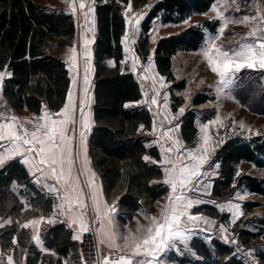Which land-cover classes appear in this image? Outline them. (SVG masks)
<instances>
[{"label": "trees", "instance_id": "trees-1", "mask_svg": "<svg viewBox=\"0 0 264 264\" xmlns=\"http://www.w3.org/2000/svg\"><path fill=\"white\" fill-rule=\"evenodd\" d=\"M213 1L155 0L145 22L158 15H161L163 23L178 22L193 13L207 11ZM147 2L133 0V5L137 7ZM97 16L100 35L93 60L94 122L88 137V153L99 174L106 201L116 199L118 212L131 218L142 203L151 204L166 195L169 186L163 183L158 147L145 133L152 123L149 110L145 107H124L125 102L141 97V88L126 66L121 71L122 45L111 42V37H117L121 31L119 3L107 0L98 5ZM215 23L205 21L201 25L189 26L177 35L160 38L154 48L158 73L168 81H174L171 56L179 50L197 49L203 38V28L214 30ZM146 29L147 25L143 24V30ZM75 32V17L63 8H51L35 0H0V71L6 69L11 73L4 79L1 96L15 112L23 109L39 112L43 103L51 110H58L63 105L70 78L65 63L56 52L72 45ZM135 51L142 60L146 59L150 52L147 36L138 40ZM110 56L112 64L108 63ZM262 83L263 80L258 77L242 79L238 83L240 89L237 96L240 98V93L247 91L248 97L253 100L264 99ZM182 88L184 80H179L172 84L171 91ZM171 97L174 100L172 108L176 110L183 103V98L175 94ZM205 100V96H195L192 105ZM194 118V110H188L182 118L180 129L185 142L191 141L197 132ZM145 156L151 157V160L146 161ZM216 159L219 168L213 179L212 199L228 198L242 185L251 192L264 194L263 178L246 172L236 175L237 165L242 161L264 169V135L248 140L231 138L219 149ZM53 203L52 196L31 181L18 160L0 168V215L7 214L12 218V224L1 230L0 241L3 248L13 249L17 260L27 247L24 264H63V258L69 259L68 264H71L70 261L80 264L77 242L71 239V231L64 223L50 227L44 234L45 246L57 254L55 259H48L35 245L28 246L25 241L27 233L19 222L31 215L50 213ZM25 204L29 210L22 212ZM255 206L257 202L244 203L245 212ZM196 208L198 211L208 209L210 216H219L213 205L203 204ZM236 232L237 242L243 246L250 245L259 236V232L248 229ZM191 247L199 257L195 264H246L233 245L217 238L206 242L195 237ZM257 257L264 263V249L257 251Z\"/></svg>", "mask_w": 264, "mask_h": 264}, {"label": "snow or ice", "instance_id": "snow-or-ice-1", "mask_svg": "<svg viewBox=\"0 0 264 264\" xmlns=\"http://www.w3.org/2000/svg\"><path fill=\"white\" fill-rule=\"evenodd\" d=\"M69 7L72 12L75 13L77 8L74 0H68ZM229 0H216L212 5L211 11L215 13L213 19L220 21V26L216 34H209L205 45L202 48V54L207 60L208 65L212 72H214L220 79L219 84L227 88L231 85L238 73L243 69L249 70H264V6L257 4L256 13L254 15H243L240 17L226 16L225 12L228 10L225 5H228ZM232 4L236 3V0H231ZM81 10L85 9V3L81 0L79 4ZM236 11H239L237 5ZM95 11L92 5H88L87 11L84 13L85 20L89 19L90 14ZM132 11L131 0L126 5L125 17L127 18L128 12ZM146 13H133V18L128 19L127 22L132 24L134 20V32L139 31L138 27L140 20L143 19ZM184 24H188L189 20L185 19ZM230 24L243 25L249 28V31L244 33L240 40L234 41L235 46L225 47L224 45H217V41L220 40L225 30ZM91 30V29H89ZM239 35V34H237ZM125 41L128 39V35L125 34ZM155 39V37H153ZM134 42V41H133ZM85 41V50L83 55L85 56L88 67L85 68L84 84L88 85V75L92 69L90 67L91 53L87 49ZM73 53L72 59L75 63V49H70ZM128 51V48H125ZM138 61V58H136ZM151 57H149V65L144 69L145 72H149L152 68ZM111 63V62H110ZM132 70H136V63H133ZM6 76H11V73L6 69L0 71V86L3 85ZM141 79H148L144 76ZM160 87L163 88V78H160ZM75 84V79L73 80ZM156 79L152 77V91L153 95L141 101L139 103L156 105L158 104L157 97L160 95L159 91L156 90ZM87 87L84 92L87 93ZM145 97H148L147 91L144 93ZM167 95L164 96L165 107L167 106ZM69 104H66L64 109L56 115L62 117L61 119H51L47 110L45 109L40 117L36 118V123L33 124L32 120L17 124L18 118L16 116L5 117V123H0V168L5 166L9 161L22 157V162L29 166V170L35 168L42 177L52 178L56 184L60 187L57 188L55 185H45L49 188V191H55L60 193L63 191L62 202L56 206V211L53 212L52 216L47 219V223H55V216L57 211L62 215H68L72 224H78L80 232L89 231L88 221L86 217L89 215V208L91 212L95 214L97 220L100 223V232L105 237L110 248H114L119 252L114 259L104 257L102 264H162L160 261V254H163L169 249H178V244L184 245V248L188 251H192L189 246V241L193 233V227L198 226L200 222L206 225H212L215 222L209 220L207 217L193 214L190 209L195 205L205 203L204 200L193 198L186 195L185 190L188 192H199L207 194L210 184H204L203 178L214 174L204 169V165L208 164L211 160L212 154L215 151V144H210V136L208 133V126L204 125L201 128L203 136L201 137V143L193 148L186 150V156L188 163L182 164L177 167V163L172 161L167 153H171L174 150L177 154V161L181 160L179 155V147L182 146L181 142L176 139L173 140L168 135L169 132L178 131L179 125H175L174 128L168 129L167 132L161 133L162 137H168L172 140V146L164 148L161 145L162 153H164V159L160 163L164 165H171L165 168V179L163 183L170 186V194L167 198L168 202L161 208L159 217L147 216L145 219L148 220V225H139L135 233L130 232L127 236H117V234L110 230L105 224V220L100 216L101 199L102 193L98 190L96 185V175L91 172V169L87 167L90 163L87 159L86 150V136L84 129L90 127L87 117L84 113L85 101L80 102V113H81V131L79 132L81 154L83 156L82 166L80 174L89 173L87 180V187L89 191L85 193L84 189L79 186V176L73 177V136L69 135V131L75 132V128L69 129L68 125H75V119L73 113L76 108L72 102V93L69 92ZM130 105H125L129 107ZM185 109H179V115L184 113ZM167 118V117H166ZM176 117H174L175 119ZM49 120V123H40L39 121ZM171 123V121H169ZM212 124L223 123L217 115L216 119L211 122ZM26 124H32L33 129H29L25 126ZM241 128L244 125L241 123ZM143 129V126H141ZM156 129L153 128V133ZM250 131V130H249ZM222 142V141H221ZM26 153H33V157L30 159ZM146 161H150L151 157L145 156ZM157 163V161H151ZM215 168H219V164L215 165ZM35 175V173H33ZM237 176L241 175L240 170L236 173ZM37 183H41V178L37 177ZM85 197L91 201V206L85 202ZM237 198L240 200L245 199V195L237 193ZM106 210L105 216L115 211L114 205H108L106 202L103 204ZM221 209L225 207L220 205ZM229 211L233 214V223L239 216L243 215L240 210L239 204H232L231 202L227 205ZM44 217L40 220H32L28 223L21 225L23 228L30 226H36L44 221ZM11 221H5L10 223ZM111 221H108L110 225ZM139 224V222H138ZM192 225L193 227H189ZM3 225H0L2 227ZM220 229L222 232H226L227 229L221 225ZM206 231V229H201ZM80 236L76 235L74 239H79ZM32 239L37 245L41 244L40 236L38 231L33 235ZM122 240V244H117V240ZM224 239L227 241L228 237ZM102 240L101 243H104ZM15 243V241H13ZM233 243L235 241H232ZM54 254V253H53ZM195 255V253H192ZM141 257V259H136ZM7 264H13V257L9 256Z\"/></svg>", "mask_w": 264, "mask_h": 264}, {"label": "rangeland", "instance_id": "rangeland-1", "mask_svg": "<svg viewBox=\"0 0 264 264\" xmlns=\"http://www.w3.org/2000/svg\"><path fill=\"white\" fill-rule=\"evenodd\" d=\"M37 2L45 3L50 6H61V7H69L68 0H36ZM85 3H88L92 0H84ZM76 4V8L79 7V3L81 0H74ZM216 2V0L213 1L210 8L203 12V13H196L195 16H193L190 21L194 22L196 25H201L205 21H211L216 22L214 30H210L209 28H203V38L195 50H183L173 57V74H174V81H168L164 75H161L158 73V71L155 69V63H154V52H153V46L155 42L150 41L148 42L150 47V54L148 57H146L145 60H142L141 58H138V61L133 56L129 55L127 58L124 59V62H127L131 68L133 66V63H136V70L133 71V75L135 79L138 81L139 86L143 92V94L147 91L148 98H150L154 93L152 91V77H155L156 79V90L159 91L160 95L157 97L158 104L152 105L155 109L153 110V115L157 111H160V108H163V114L161 115L163 118H165V115L168 120L164 121V126L169 127L173 126L175 124H180L182 122V118L185 115V113L188 110H194V122L197 128V132L194 136V138L189 141L185 142L183 138L180 135V131L175 136H172L173 140L178 139L181 142V145L179 147V155L181 157L180 161H177V167L182 166V164L188 163V159L186 156V150L187 149H193L197 147L201 143V137L203 136V133L201 132V128L204 125L208 126V135L210 136V144H215V151L212 154L211 160L208 164L204 165V169L209 172H214V174L204 177L203 183L209 184L210 180L217 176V168H215V160H217V152L222 147V145L227 142L231 138H240L248 140L249 138L256 136V135H264V99H257L253 100L252 98L248 97L247 91H242L240 93V98L237 96V93L240 89L238 87V83L242 81V79L246 78H261L263 80L264 84V70H249V69H243L240 73L237 74L236 79L234 82L229 85L227 88L223 87L219 84V77L211 71L207 60L204 58L202 54V48L206 43L207 37L209 34H216L219 26L220 21L213 19L215 16V13L211 11L212 5ZM260 4L264 6V0H236L235 4L231 3V0H229L228 5H225L227 7V11L225 12L226 16H230L233 18L240 17L243 15H254L256 13V7L255 5ZM237 5L239 6V11H236ZM146 11H143L141 13H145ZM79 23V21H78ZM185 25V24H184ZM184 25H181L180 27H174L171 29H167L165 31L160 30V27H156L154 31L156 33H169L178 31L179 29H182ZM185 30V29H184ZM249 31L248 27H245L243 25H236V24H230L228 28L225 30V33L223 37L217 41V45H224L225 47H233L235 46L234 41H238L241 39L242 35ZM134 32V29H133ZM239 34V35H237ZM133 35V33H132ZM140 35V29L138 32L133 35L134 39H137V37ZM133 45V44H131ZM75 49V63H73V53L70 51V49ZM84 53V52H83ZM80 51L79 45L69 47L66 50L65 53V59L67 60L68 66H69V78H70V91L72 93V103L75 105V112L73 113V118L75 119V125H68L69 129L75 128V132L69 131V135L73 136V147L78 148V150L81 152L80 147V138H79V132L81 131V113L79 110L80 102L81 100L85 101L84 106V113L87 117L88 123L90 127L88 129H84L85 136H86V150L88 148V137L93 125V122L89 118V114L92 109L93 104V88H94V75H92L91 72H88V85L84 84V77H85V68L88 67V63L86 62L85 56ZM149 57H151V63L152 68L149 72H145L144 69L148 67L149 65ZM91 66V61H90ZM148 77V79H141V77ZM163 78V84L165 85L163 88L160 87L161 80L160 78ZM75 79V84H73V80ZM184 80V88L177 90H174V94L177 96L183 97L184 103L180 106V108H184L185 111L182 115H179V109L177 111H173L171 109V91L170 86L176 81ZM264 86V85H263ZM87 87L88 91L87 93L84 92V89ZM167 95V106L165 107V101L164 96ZM197 96H205L206 100L200 104L192 105V99ZM150 104V103H149ZM219 115L223 126L220 124H212L211 122L214 121ZM15 116L18 118L17 124L32 120L33 124H35L37 121L36 119H29L27 117H22L21 112H15ZM156 116V114H155ZM36 116L35 118H37ZM174 117H176L174 119ZM61 119V118H58ZM171 121V123H169ZM241 123L244 125L243 128L240 127ZM27 128L29 126H33L32 124H26ZM179 126V129H180ZM34 130V129H33ZM250 130V131H249ZM32 131V130H31ZM222 141V142H221ZM170 142L172 140H167L166 138L161 139V145L164 146V148L170 146ZM172 144V143H171ZM172 146V145H171ZM79 152V154H80ZM177 157V152L174 150ZM169 157H171L168 154ZM83 157L81 154L79 155V158ZM90 157V156H89ZM82 161V159H79V163ZM82 164V163H81ZM170 166V165H168ZM240 170L242 173H249L253 174L259 178L264 179V169L258 168L254 166L252 163L249 162H240L237 165L236 173ZM85 193L86 190H85ZM169 193V192H168ZM192 194H200L202 196H206L204 193L199 192H191ZM237 193H240L241 195H245L244 200H240L237 198ZM23 200V198L21 197ZM25 199V198H24ZM167 194L158 198L156 201L152 202L151 204L142 203L141 207L132 215L131 218H126L125 215L120 214L118 212V208L116 205V199L111 200L110 202L107 201L108 205H114L115 211L111 212L107 216H105L106 210L104 207L100 209V216L105 220V224L110 228V230L114 231L117 236H127L130 232L135 233L136 229L139 225L147 226L148 220L145 219V215L147 216H156L159 217L161 208L167 203ZM206 202H210L208 200H205ZM217 204V208L219 209V216L213 217L210 216L208 212H210L208 209L199 210L204 217H207L209 220L214 221L215 223L212 225H206L203 222L199 223V227L206 229V231H201V229H197L194 231V234H192L191 239L189 241V246L192 249V251H188L184 248V245L178 244V249H169L165 251L163 254H160V261L162 264H195L194 261L199 260V257L196 255H193L192 253L193 248L191 247V241L193 238L198 237L206 242H210L212 238H217L220 241H223L227 244H231L236 249L237 254L244 259L246 264H264L260 262V259L257 257V251L264 249V194L251 192L247 189L246 186L242 185L238 187L231 196L228 198L222 199V200H214ZM85 202L91 206V201L85 197ZM231 202L232 204H239L240 210L243 213V215L239 216L233 223V214L231 211H229L227 205ZM246 202H257V206H255L251 211L245 212L244 203ZM220 205H224L225 207L223 210ZM198 207V206H197ZM195 211L193 209V214L198 213L197 208L195 207ZM26 210H29V206L27 204L24 205L22 212H25ZM58 214V212H57ZM121 215V216H120ZM121 218H124L122 220ZM33 220H40L39 216H35ZM86 220L88 221V228L89 231L93 229L95 232L97 241L100 245V247L105 248L106 250H111L114 248H110L108 246V242L105 240V237L100 232V223L99 220L96 219L95 214L91 212L89 208V215L86 217ZM97 220V225L94 221ZM111 221L110 225H108V221ZM12 221V220H11ZM32 221V220H31ZM3 220H0V223H3ZM23 222V221H22ZM19 222V223H22ZM94 222V223H93ZM139 222V224H138ZM47 225L44 222H41L40 224L36 226H30L28 227V237L33 236L38 231L39 234L42 236L46 233L48 230ZM223 225L227 231L222 232L220 229V226ZM5 225L4 227H6ZM192 226V225H191ZM0 228L1 230L4 228ZM241 229H248L254 232H259V236L254 239L250 245L243 246L240 245L237 242L236 235L237 230ZM88 232V231H87ZM85 232H80L79 230V236L81 238L82 234ZM26 234V235H27ZM227 236L228 240L226 241L224 237ZM30 238V237H29ZM79 238V239H80ZM78 239V240H79ZM102 240H105L104 243H101ZM232 241H235L234 243ZM31 242V239L30 241ZM78 242V241H77ZM1 243V241H0ZM117 244H122V240H117ZM31 244L35 245L38 250H40L42 253L46 254L48 259L56 258V255L53 254L52 251L47 250L45 246L37 245L34 241L31 242ZM2 245V243H1ZM0 252H3L6 257V261L8 260L9 256L13 257V264H24L25 257L23 255L24 250L22 251V257L20 260H17L13 256V249L10 248H3L0 249ZM68 258H63L62 262L63 264H68ZM71 264H77L73 261H70ZM156 264V262H154Z\"/></svg>", "mask_w": 264, "mask_h": 264}, {"label": "crops", "instance_id": "crops-1", "mask_svg": "<svg viewBox=\"0 0 264 264\" xmlns=\"http://www.w3.org/2000/svg\"><path fill=\"white\" fill-rule=\"evenodd\" d=\"M106 1L107 0H92V1H90L88 3H85V1L83 0V2L85 3V9L84 10H81L79 7H77V10H76L75 13L72 12V10H71L70 7L50 6L48 4L39 2V3L44 4V5H46L48 7H51V8H56V7L63 8L67 12H69V13H71V14L74 15L75 22H76V32H75V37H74L73 43H72V45L70 47H72V46L74 47V46L79 45L80 51L83 53L84 50H85V41H88L89 42L86 47H87L88 51H90V53H91V66L90 67H91L92 70L90 72L92 73V75H94V73H95V66H94V61H93L94 60L95 45H96V42H97V40L99 38V35H100L99 34V25H98V16H97V6L100 5V4L105 3ZM116 1L120 5V15L122 17V26H121V31L118 33L117 37H114V36L111 37V42L112 43L119 42L122 45V65H121V71H123L125 69V66H126L128 68V70L133 73V70H132L131 66L127 62H124V59L127 58L129 55L133 56L134 58H140L139 55L137 54V52L135 51V44L138 42V40L140 38L147 36L148 42H150V41L155 42V44L153 46V52H154V48H155L156 42L160 38L177 35V34L181 33L184 29L188 28L189 26L196 25L194 22L190 21V19L193 16H195L196 13H193V14L185 17L183 20L178 21V22H166V23H163L162 22V19H161V15H158V16L153 17L149 22H145L146 16H147L148 12L150 11V9L152 8V6L154 5L155 0H148V2L146 4H143V5H140V6H137V7H135L133 5V0H131L132 11L131 12H128V15H127V18H126L125 17V11H126V5L128 4L129 0H127L126 2H123V1H120V0H116ZM88 5H92L94 7L95 11H94L93 14H90L89 19L86 21L85 20L84 13L87 11ZM143 11H146L145 12L146 15H144L143 19L140 20L139 25H135V27H138L140 29V35L137 37V39H134L133 38V35H132L133 29H134V20H133V23L132 24L128 23L127 20L133 18V13H141ZM185 19H188L189 20V23L184 25L183 21ZM78 21H79V23H78ZM143 24L144 25H147L146 31L143 30ZM181 25H184L183 28L182 29H179L178 31H174V32H169V33H165L164 32V33L159 34V33H156L154 31V29L156 27H160V30L165 31L167 29H171V28H174V27H180ZM89 29H91V30H89ZM125 34L128 35L127 41H125V39H124ZM153 37H155V39H153ZM131 44H133V45H131ZM126 47L128 48V51H125V48ZM68 48L69 47H66L63 50H60V51L56 52V55L58 57H60L63 60V62L65 63V68L67 69V73H68V76H69V66H68L67 60L65 59V53H66V50ZM179 52H181V50L177 51L176 53H174L171 56V71H172V68H173V57H174L175 54H177ZM149 54H150V52H149ZM148 55H147V57H148ZM108 63L109 64H112V56H110L108 58ZM154 63H155V54H154ZM155 69H156V65H155ZM172 74H173V71H172ZM173 76H174V74H173ZM70 86L71 85L69 83V86H68L67 91H66V96H65L64 103H63V105L58 110H51V109H49L46 106L45 103H43L42 108H41V110L39 112H29L26 109H23V110L20 111L21 112V116L22 117L25 116V117H27L29 119H36L35 117L36 116L40 117L43 114L44 110L46 109L47 112H48V114H49V116L51 117V119L62 118V117L57 116L56 114L57 113H60L61 110L64 109L65 105L70 103V101H69ZM1 91H2V86H0V94H1ZM170 91H171V86H170ZM172 94H174V90L171 91V95ZM170 98H171V104L170 105H171V109L173 111H177L178 108H180V106L184 103V100H183V103L181 105H179L176 110H174L172 108V104L174 103V100L172 99V97H170ZM145 99H147V97H145V95L143 94V92L141 90V97L138 100H135V101H127V102H125L124 103V107H125V105H130L129 107H126V108L145 107L146 109L149 110V112L151 114V118H152V123H151L150 130H148L145 133L148 136L151 137L152 143L155 144L158 147L159 154H160V161H162L164 159V155L165 154L162 153V150H161V139L163 138L161 136V133L167 132L168 129L174 128L175 125H177V124H175L173 126H169V127L164 126V121L165 120H168L169 118H166V115H165V118H163L161 116L163 114V108L161 107L160 108V111L159 110L157 111V109H156V112H155L156 116H155V114L153 115V110L155 108L152 105H148V104H144V103H139L141 101H144ZM89 118H90V120L92 122H94L93 121V112H92V109H91V112L89 114ZM39 122L40 123H49V120L45 119V120L39 121ZM1 123H5V121H3ZM178 125L180 126L179 123H178ZM154 127L156 129L155 133H153V128ZM180 128H181V126H180ZM179 131H180V135H181V129H178V131L169 132L168 135L171 136V137L172 136H175L176 132L178 133ZM164 138H166L168 140V137H164ZM171 143L172 142H170V146L172 145ZM79 152L80 151L78 150V148H74L73 147V158H74V161H75L74 166H73V177L79 176V186L82 187L84 189V191L86 190V192H88L89 189L87 187V183L86 182H87L90 174L89 173L80 174L81 166H82V164H81L82 161L79 163V159H82L83 160V157H80L79 158V155L81 154V152H80V154H79ZM168 154L171 156L170 157L171 160L175 162L176 161V153L173 151L171 153H167V156H168ZM26 155L31 159L34 154L33 153H26ZM81 156H82V154H81ZM22 159H23L22 157H17L14 160H18L25 167V169H26V171H27V173H28L31 181L36 186H38L43 191H45L50 196H52V198L54 200L52 211L50 213H48V214H38L39 218L40 219H41V217H44L45 218L43 222L47 224V225H45V227H47L48 229L50 227L58 224V223H64L66 225V227L68 229H70V231H71V239L73 241L77 242L78 239H74V237L76 235H79V225L78 224H72L71 223V220H70V218H69L68 215H62V214H60L57 211L58 214H56V216H55L56 222L55 223H47L46 222L47 219L52 216L53 212L57 210L56 209V206L59 205L62 202L63 191H61L60 193H57L55 191H49V188L46 187L45 185H55V187H57V188H59L60 185L59 184H56L55 180L52 179V178L42 177L41 174L39 172H37L35 168H32L31 171H30L29 170V166L26 165V164H24L22 162ZM87 159L90 162L87 165V167L91 169V172H94L95 173V175H96V185L98 186V190L102 193V196L100 197V199H101V208L100 209H102L103 204L105 202L107 203V201L105 199V195H104V191H103V186H102V183H101L99 174L94 169V167H93V165L91 163V159H90L89 153H88V148H87ZM160 161H159V164L162 167V171H163V181H164V179H165V168L166 167H170L171 165L170 166L164 165V164L160 163ZM33 173H35V175ZM37 177H40L41 178V183H37L36 182ZM213 179H214V177L210 180V183L209 184L211 185V187L208 188L207 194H206L205 197L202 196V195H200V194H192L191 192H188L187 190H185V193L188 196H191L193 198H197L198 197L199 199H202V200L205 199V200L210 201V202H206L205 201V203L195 205L192 209H190L191 212H193V209H194V212H197V211H195V207H197V206L199 207V206H201L203 204L213 205L217 210H219L217 208L216 202L214 201V199L211 198V191H212ZM170 191H171V189H170V186H169V193H167V198H168V196L170 194ZM196 214H202V213L198 211V213H196ZM35 216H37V215H31V216L27 217L26 219L23 220V222L21 221L22 223H20V226L23 225V224H25V223H28L31 220H33V218ZM0 220H3L4 221L3 223H0V225H3L2 227H4L5 225L12 224V221H11L12 218H11L10 215H7V214L0 215ZM5 221H11V222L10 223H5ZM189 227H193V226L189 225ZM24 229L28 233V228H24ZM197 229H204V228H201L199 226H195V227H193V233L192 234H194V231H196ZM39 236H40V240H41V246L43 247V246H45L44 235L42 236L41 234H39ZM29 237H28V234H27V238L25 239V241L27 242V245L28 246L29 245H32L31 242L34 241L32 239L33 236H29ZM30 239H31V242H29ZM45 247L47 248V250L52 251L56 255V257H57V254L53 250L49 249L47 246H45ZM0 249H2L1 243H0ZM27 254H28V248L26 247L24 249L23 255L26 256Z\"/></svg>", "mask_w": 264, "mask_h": 264}, {"label": "built area", "instance_id": "built-area-1", "mask_svg": "<svg viewBox=\"0 0 264 264\" xmlns=\"http://www.w3.org/2000/svg\"><path fill=\"white\" fill-rule=\"evenodd\" d=\"M13 115L15 116V111L8 105L0 94V123L5 121V117H11ZM28 129L29 131L33 130V126H29ZM216 164H219L218 160H215V165ZM94 222L97 225V220ZM77 255L80 264H102L104 257L114 259L117 255H119V252L115 249L106 250L105 248L100 247L95 232L91 229L90 231L83 233L81 238L78 240ZM136 259H141V257H137ZM0 264H7L5 254L3 252H0Z\"/></svg>", "mask_w": 264, "mask_h": 264}]
</instances>
